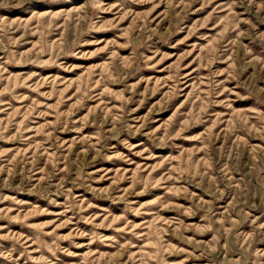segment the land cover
Wrapping results in <instances>:
<instances>
[{"label":"rangeland","instance_id":"rangeland-1","mask_svg":"<svg viewBox=\"0 0 264 264\" xmlns=\"http://www.w3.org/2000/svg\"><path fill=\"white\" fill-rule=\"evenodd\" d=\"M0 264H264V0H0Z\"/></svg>","mask_w":264,"mask_h":264}]
</instances>
